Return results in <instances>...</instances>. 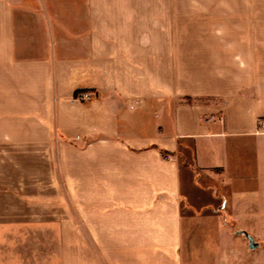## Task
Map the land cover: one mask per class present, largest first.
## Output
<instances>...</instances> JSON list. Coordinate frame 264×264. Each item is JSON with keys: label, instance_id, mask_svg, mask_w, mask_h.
<instances>
[{"label": "crops", "instance_id": "crops-1", "mask_svg": "<svg viewBox=\"0 0 264 264\" xmlns=\"http://www.w3.org/2000/svg\"><path fill=\"white\" fill-rule=\"evenodd\" d=\"M198 71L235 86L207 93L220 104L167 95L165 73ZM262 121L264 0H0V226L32 224L56 149L79 259L181 264L196 216L264 229Z\"/></svg>", "mask_w": 264, "mask_h": 264}, {"label": "rangeland", "instance_id": "rangeland-1", "mask_svg": "<svg viewBox=\"0 0 264 264\" xmlns=\"http://www.w3.org/2000/svg\"><path fill=\"white\" fill-rule=\"evenodd\" d=\"M236 75L233 72L203 71L165 73L167 95H178V101L186 105L220 104V98L212 99L207 93L218 94L229 85L235 86ZM82 96H75L74 101L81 100ZM66 138L76 146V135ZM55 150L50 151V158L46 160L53 165L51 177L44 173L43 168L38 175H32V224L0 226V264H87L85 255L78 258L76 201L72 199L75 198V178L66 180L62 177ZM40 160L45 161L39 158L35 162ZM44 192L58 197V200L42 199ZM60 196L64 198L67 209L63 212L65 215H59ZM47 206L58 215L52 217L37 213L41 207ZM219 213L194 217L195 227L190 225L192 231L185 233L188 236L181 249V264H264V229L242 231L230 215ZM261 225L264 226V219ZM240 232L251 236L257 247L250 249Z\"/></svg>", "mask_w": 264, "mask_h": 264}, {"label": "water", "instance_id": "water-1", "mask_svg": "<svg viewBox=\"0 0 264 264\" xmlns=\"http://www.w3.org/2000/svg\"><path fill=\"white\" fill-rule=\"evenodd\" d=\"M240 234L245 236L246 240L248 241L250 249H255L257 247V244L254 243L253 238L249 236L246 232H240Z\"/></svg>", "mask_w": 264, "mask_h": 264}, {"label": "built area", "instance_id": "built-area-1", "mask_svg": "<svg viewBox=\"0 0 264 264\" xmlns=\"http://www.w3.org/2000/svg\"><path fill=\"white\" fill-rule=\"evenodd\" d=\"M85 99H87V97L86 96H82L81 100H85ZM260 126L262 128H264V121L261 122ZM163 158H164V160H170V157L167 156V155H165Z\"/></svg>", "mask_w": 264, "mask_h": 264}, {"label": "trees", "instance_id": "trees-1", "mask_svg": "<svg viewBox=\"0 0 264 264\" xmlns=\"http://www.w3.org/2000/svg\"><path fill=\"white\" fill-rule=\"evenodd\" d=\"M76 93V92H75Z\"/></svg>", "mask_w": 264, "mask_h": 264}]
</instances>
